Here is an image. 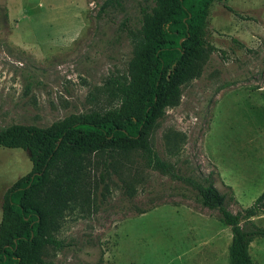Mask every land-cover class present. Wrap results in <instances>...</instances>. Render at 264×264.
Returning a JSON list of instances; mask_svg holds the SVG:
<instances>
[{"label": "rangeland", "instance_id": "obj_1", "mask_svg": "<svg viewBox=\"0 0 264 264\" xmlns=\"http://www.w3.org/2000/svg\"><path fill=\"white\" fill-rule=\"evenodd\" d=\"M102 1L0 0V128L110 106L108 80L126 75L132 50L118 27L137 20L142 0L105 12ZM206 37L216 48L166 108L153 141L164 154V130L183 132L181 171L213 172L220 190L231 186L228 207L236 211L264 190V0H214ZM30 169L27 150L0 145V217L4 191ZM140 171L127 176L132 194L109 181V191L67 216L58 233L65 246L51 250L52 264L99 257L103 264H229L231 230L217 210L202 206L181 180ZM254 221L264 226V212ZM249 251L254 264H264V237H254Z\"/></svg>", "mask_w": 264, "mask_h": 264}, {"label": "trees", "instance_id": "obj_2", "mask_svg": "<svg viewBox=\"0 0 264 264\" xmlns=\"http://www.w3.org/2000/svg\"><path fill=\"white\" fill-rule=\"evenodd\" d=\"M124 1L103 0L99 11L123 8ZM213 1L139 2L137 20L131 25L122 20L118 27L131 43V57L124 77L109 78L113 101L105 109L71 112L47 125L0 128V145L27 150L31 161V169L3 193L0 264H52L51 250L65 246L58 233L67 216L94 200L98 190L109 191V181L117 184L118 179L132 194L136 187L130 177L138 178L145 167L181 180L202 206L217 210L231 230L229 264H254L249 248L254 237H264V226L254 221L264 212V190L251 204L232 211L230 185L222 191L213 172L181 171L176 160L183 132L164 130V154L153 141L166 108L179 101L182 86L201 74L216 48L206 37ZM93 264H103L102 258Z\"/></svg>", "mask_w": 264, "mask_h": 264}]
</instances>
